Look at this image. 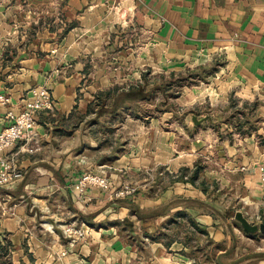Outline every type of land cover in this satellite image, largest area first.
<instances>
[{
    "label": "crops",
    "instance_id": "0c3cea01",
    "mask_svg": "<svg viewBox=\"0 0 264 264\" xmlns=\"http://www.w3.org/2000/svg\"><path fill=\"white\" fill-rule=\"evenodd\" d=\"M263 53L264 0H0V95L8 98L0 100V129L9 110L24 108L31 86L49 87L54 98L53 108L38 114L33 134L5 151L23 172L0 187V242H10L12 264H191L193 254L186 250L190 241L201 244L202 233L210 240L203 264H264V238L219 229L211 208L201 207L206 189L197 184L198 173L189 179L207 146L241 152L238 163L229 158L223 164L248 170L245 181L254 187L256 218L263 222L264 186L257 174L264 128L256 138L254 130L244 133L239 145L228 139L213 144L202 135L176 137L156 127L144 131L130 152L112 161V170H93L113 185L133 183L137 192L115 197L112 189L91 187V199L80 202L72 182L87 171L90 162L82 156L95 143L85 128L66 123L72 110L86 112L95 92L146 68L175 72L215 65L208 71L216 93L210 99L223 98V87L252 99L264 92ZM199 87L179 99L201 102L213 92ZM116 94L103 92L104 104ZM160 165L168 172L190 168L160 186L153 173L145 174ZM65 222L83 225L85 235L70 243L61 228ZM236 239L247 243L245 259L236 257L242 249ZM217 241L225 248H212Z\"/></svg>",
    "mask_w": 264,
    "mask_h": 264
},
{
    "label": "rangeland",
    "instance_id": "374dc122",
    "mask_svg": "<svg viewBox=\"0 0 264 264\" xmlns=\"http://www.w3.org/2000/svg\"><path fill=\"white\" fill-rule=\"evenodd\" d=\"M114 10L116 8H113ZM214 67L215 65H202L199 68H186L175 72L141 69L139 77H129L122 83L111 85L108 89L103 88V92H106L107 96L118 92L123 94L127 90H136L140 86L143 88L140 93L144 95L143 97L135 99L122 95L118 96L120 100L117 98L119 101L116 105L113 101L106 100V105L99 107L97 102L100 100L96 97L98 93L95 92L89 111L81 112L79 108L72 110L66 123L70 127L80 125L81 129L85 128L95 143L90 145L82 156L86 157L85 161L90 162L86 170H112V161L130 152L131 143H134L144 131L151 132L154 127L162 132L174 131L176 137L186 134L187 139L202 135L207 142L209 138L214 140L213 144L228 139L230 144L239 145L238 138L243 137L246 132L251 134L253 130L256 138L258 130L264 128L261 123L264 121V92L259 94L254 92L253 98L250 99V96L243 92H237L234 89L227 91L223 87L222 89L226 92L223 98L210 99V96H216L208 74V71ZM206 85L211 87L213 92H206L201 102L189 103L179 99V96L185 94L188 88L197 93L200 91L199 86ZM35 86L39 85H33L30 89ZM97 91L100 90L97 89ZM103 109L108 113L99 117L96 112H101ZM201 117L205 119L203 122L200 121ZM209 129L212 132H208L211 137L206 136ZM212 146H207V149H203L202 152L199 151L191 168L182 166L183 170L179 168L176 172H168L164 166L160 165L149 168L145 174L153 173L155 182L161 186L165 178L173 180L188 173L189 168H197V184L206 189L201 199L203 200L201 207L208 210L211 208L219 229L228 228L229 231L233 229L238 234L248 236L253 233L252 235L260 242V239L264 238V231L248 232L235 217V213L239 211L250 223L258 224L256 214L260 211L255 204L258 198L253 194L252 183L245 181V172L247 173L248 170L242 169L240 164L233 167L223 164V160L229 158H235L238 163L242 153L237 151L229 154L224 147L215 149ZM257 178L259 181L257 184L262 188L264 185L259 179V174ZM184 217L186 220L191 218L187 215ZM86 223L94 225L92 221H86ZM1 238H7V234L4 233ZM206 238L207 236L202 233L201 244L190 241L192 245L186 252L193 254L192 259L190 258L191 264H203L209 259L210 240H205ZM236 242L242 248L236 257L245 259L247 256L241 254H243V248L247 246L246 241L236 239ZM225 246L217 241L212 243L211 247H217L220 250ZM12 255L16 257L11 249L8 250V253L1 257L0 264H12ZM16 264L20 263L16 262Z\"/></svg>",
    "mask_w": 264,
    "mask_h": 264
},
{
    "label": "built area",
    "instance_id": "2783aa9c",
    "mask_svg": "<svg viewBox=\"0 0 264 264\" xmlns=\"http://www.w3.org/2000/svg\"><path fill=\"white\" fill-rule=\"evenodd\" d=\"M264 58V53H263ZM31 98L26 101L24 108L18 112L9 110L6 114L8 122L0 129V187L4 186L22 176V170L11 163L5 151L20 139H27L33 134L37 123L38 114L45 110H51L54 98L49 87L39 85L30 89ZM7 97L0 95V100H7ZM259 179L264 184V156L258 165ZM97 187L101 190L112 189L115 197H125L133 195L138 188L130 182H122L113 185L107 175L96 171H84L72 182V188L78 201H88L91 199L88 190ZM63 234L72 243L77 238L85 235L86 229L83 225H76L74 222H65L61 226ZM65 253V250H62Z\"/></svg>",
    "mask_w": 264,
    "mask_h": 264
},
{
    "label": "trees",
    "instance_id": "16d2710c",
    "mask_svg": "<svg viewBox=\"0 0 264 264\" xmlns=\"http://www.w3.org/2000/svg\"><path fill=\"white\" fill-rule=\"evenodd\" d=\"M141 91H143V88L138 86L136 90H127L125 92H118L116 95L119 100L120 98L118 96H122V95H125V97H132V98H140V97H143L144 95L143 94H140ZM106 93V92H105ZM110 93V92H109ZM103 93L102 92H99L97 94V98H99L100 101L97 102V104L99 105V107H103L104 104V99L101 97L103 96L102 95ZM107 96V95H106ZM117 100V99H116ZM114 100L113 103L116 105L117 104V101ZM90 106L91 104H89L88 108H87V111H89L90 109ZM105 110L103 109L101 112H96L97 115H101ZM198 173V169L197 168H194V170L192 171V173L190 174L189 176V179L193 180V178L195 177V175ZM9 245H10V242L9 241H5L3 244L0 242V256L2 257L4 254H7L8 253V248H9Z\"/></svg>",
    "mask_w": 264,
    "mask_h": 264
},
{
    "label": "water",
    "instance_id": "95a60500",
    "mask_svg": "<svg viewBox=\"0 0 264 264\" xmlns=\"http://www.w3.org/2000/svg\"><path fill=\"white\" fill-rule=\"evenodd\" d=\"M235 217L240 221L242 227L248 232H255L257 230L264 231V223H250L246 217L239 211L235 213Z\"/></svg>",
    "mask_w": 264,
    "mask_h": 264
}]
</instances>
